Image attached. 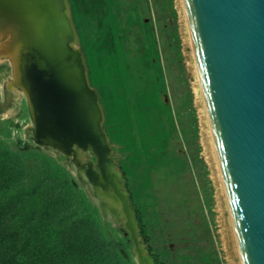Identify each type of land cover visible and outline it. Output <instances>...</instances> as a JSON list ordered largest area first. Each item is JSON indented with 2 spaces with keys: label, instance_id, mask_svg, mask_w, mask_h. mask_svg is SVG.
Masks as SVG:
<instances>
[{
  "label": "rangeland",
  "instance_id": "1",
  "mask_svg": "<svg viewBox=\"0 0 264 264\" xmlns=\"http://www.w3.org/2000/svg\"><path fill=\"white\" fill-rule=\"evenodd\" d=\"M66 4L88 83L102 109L108 156L119 171L146 253L155 264H239L224 230L226 200L205 148L208 132L181 0ZM5 38L0 35V151H19L15 156L29 161L25 187L34 171L43 169L61 180L64 170L72 178L70 185L65 182L69 202L82 211L84 204L73 196H84L100 232L118 247L112 263L135 262L125 222L98 210L84 184L71 175V156L35 140L27 96L11 82L13 60ZM83 156L97 163L92 147ZM32 203L0 217L7 238H31L30 220L22 213L38 207ZM31 249L30 244L17 248L23 255ZM26 264L35 262L26 258Z\"/></svg>",
  "mask_w": 264,
  "mask_h": 264
},
{
  "label": "water",
  "instance_id": "2",
  "mask_svg": "<svg viewBox=\"0 0 264 264\" xmlns=\"http://www.w3.org/2000/svg\"><path fill=\"white\" fill-rule=\"evenodd\" d=\"M183 1L242 264H264V0ZM100 146L97 154L108 156L107 142ZM71 160V174L98 210L120 221ZM125 225L139 264L144 254L132 211Z\"/></svg>",
  "mask_w": 264,
  "mask_h": 264
},
{
  "label": "bare ground",
  "instance_id": "3",
  "mask_svg": "<svg viewBox=\"0 0 264 264\" xmlns=\"http://www.w3.org/2000/svg\"><path fill=\"white\" fill-rule=\"evenodd\" d=\"M181 3L203 104L202 123L208 132L205 148L229 212V218L224 219V230L230 249L238 254L239 264H242L184 1ZM67 6L66 0H0V35L7 38L10 53L7 54L13 60L11 82L27 96L37 140L54 151L74 156L78 168L90 178L97 194L113 212L121 215L120 221L126 223L128 216L131 219V210L122 199L119 171L114 160L95 151L102 141L107 142L102 128L103 113L88 83ZM82 138L89 140L88 146L96 153L97 163L84 158L86 149ZM71 145L74 146L71 148ZM140 245L144 257L139 264H153L152 257Z\"/></svg>",
  "mask_w": 264,
  "mask_h": 264
},
{
  "label": "trees",
  "instance_id": "4",
  "mask_svg": "<svg viewBox=\"0 0 264 264\" xmlns=\"http://www.w3.org/2000/svg\"><path fill=\"white\" fill-rule=\"evenodd\" d=\"M18 153L21 152L0 151V217L14 206V209H24L27 202L38 207L26 215L22 213L31 225L32 236L27 242L7 238L5 229L0 227V264H26V258L35 264H92L93 259V263L102 259L105 264H113L111 258L118 247L100 232L104 230H100L93 207L84 196L81 199L73 196L84 204L79 211L66 195V183L70 185L72 178L64 170L59 171L63 177L60 180L40 169L33 172L34 178L30 176V184L25 187L22 182L27 179L30 164L26 157L17 158ZM61 199L64 202L60 203ZM28 244L32 249L27 255L17 250Z\"/></svg>",
  "mask_w": 264,
  "mask_h": 264
}]
</instances>
